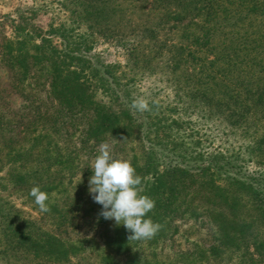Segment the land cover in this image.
Returning <instances> with one entry per match:
<instances>
[{
	"label": "trees",
	"instance_id": "trees-1",
	"mask_svg": "<svg viewBox=\"0 0 264 264\" xmlns=\"http://www.w3.org/2000/svg\"><path fill=\"white\" fill-rule=\"evenodd\" d=\"M166 1L169 5L183 6L187 15L202 11L193 0ZM65 2L61 3V8L69 12L74 23L85 25L87 32L77 35L74 28L62 23L50 25L49 33L43 34L29 28L23 14L16 18L0 16V26L9 22L13 32L12 36L4 37L1 62L8 68L14 88L26 91L28 80L37 78L40 72V78L49 81L53 101L52 111L46 103L32 107L29 126L34 127L35 135L30 133L28 144L22 146L23 138H16L14 121L16 117L22 120L23 113L11 110L12 107L3 103L4 98H0L3 103L0 105L3 111L0 114V171L8 165L6 175L0 180L23 191L32 203L30 190L39 186L49 197L46 203L50 210L42 214L49 215L54 223V229H45L39 220L26 217L24 210L1 197L0 264H35L37 260L52 264L70 262L73 255L83 254L87 244L93 246L95 242L70 237L68 229L83 217L90 218L83 224L89 222L94 230L100 229L105 250L100 257L102 263L210 264L206 260L213 258L228 264H264V186L256 177L230 171L234 167L228 161L222 162L224 152L221 151L208 153L206 157L199 153L194 162L186 160L187 153L180 154L181 160L173 161L169 157L171 160L162 165L164 157L177 153L176 147L171 149L158 133H152L151 128L161 130L162 125L155 123L147 132L143 130L146 123H152L148 120L149 112L145 119V112L139 113L131 107L133 99L126 93L128 83L119 82L114 65L101 66L103 64L89 54L95 35L112 38L110 26L115 1ZM156 2L161 4L163 0ZM170 13L168 19H172ZM179 17L181 14L174 16ZM202 34L205 38L208 33ZM200 37V33L194 34L195 45H202ZM180 56V52L175 54L171 61ZM206 76L198 83L200 87L206 85L205 89L198 88L201 92L198 98L209 106L229 110L230 116L237 117L234 122L247 120L251 115L259 120L258 114L264 115V78L255 83L246 82L247 86L241 87L216 76ZM99 90L102 98H98ZM24 98L25 102L29 99L26 95ZM134 132L141 143L143 161L140 163L135 154L130 162L143 178L142 194L155 201V208L146 218L163 225L158 234L147 241H129L130 233L123 225L116 226L112 220L98 218L102 206L93 201L86 182L92 172L90 163L81 169L80 184H73L78 169L84 164L83 157L87 160L97 156L103 142L114 150L121 149L124 155L112 151L113 155L126 159L127 147L134 149L135 141L130 139ZM146 138L149 145L145 144ZM256 140L264 154V134ZM167 149L171 150L168 154ZM53 194H60L62 200L51 201ZM197 199L203 200V205L195 204ZM80 213H84L83 216H79ZM198 213L208 217L215 227L213 243L207 249L201 246L193 252H182L175 262H153L158 246L178 233L177 219L185 221ZM145 246L154 251L149 250L145 255Z\"/></svg>",
	"mask_w": 264,
	"mask_h": 264
},
{
	"label": "rangeland",
	"instance_id": "rangeland-1",
	"mask_svg": "<svg viewBox=\"0 0 264 264\" xmlns=\"http://www.w3.org/2000/svg\"><path fill=\"white\" fill-rule=\"evenodd\" d=\"M65 1L0 0V16L16 18L23 14L30 25L29 28L38 29L43 34L49 33L50 25L64 23L74 28L75 34L82 35L87 32V27L74 23L69 12L61 8V3H66ZM114 1L115 11L110 26L113 30L112 38L95 35L89 54L97 59L99 64H103L101 66L114 65L119 82L128 83L126 93L130 98L143 96L150 101L151 118L147 119L152 123H146L143 130L147 132L155 123L157 126L162 125L161 130L151 128L152 133H158L171 149L176 147L178 153L164 157L162 165L171 160L169 157H172L173 161L181 160L180 154L187 153L186 160L194 162L199 153L206 157L208 153L221 151L224 152L222 162L228 161L234 167L230 171L256 177L264 186V154L263 149L256 143L257 137L264 134L263 113L260 114L262 116L258 114L259 120L251 115L242 122L236 120V123V116H230L229 110L221 111L217 106H209L198 98L201 93L198 88L206 87H200L198 83L206 78V75L216 76L219 80L241 87L247 86L246 82L255 83L259 78H264V71H261L264 65V0H193L195 6L202 11L188 15L183 6L169 5L166 0L161 4L156 2L157 0ZM169 13L172 19H168ZM176 14H181V17L174 18ZM202 32L208 33L205 38ZM195 33H200L199 41H202V45L193 43L196 42V38H193ZM5 35H13L9 22L0 26V98H4L3 103L12 107L11 110L23 113V119L16 117L14 124L17 125L16 138H23L21 145L24 146L28 144V136L34 128L29 126L32 107L41 102L46 103L52 111L53 101L50 97L49 81L45 77L40 78V72L37 78L31 77L32 79L28 80L26 91L19 92L14 88L8 68L1 62V45ZM179 52L180 58L171 61ZM101 93L99 90L98 98H102ZM24 95L29 98L27 102ZM153 101L156 103L152 104ZM3 103L0 102V105ZM2 113L0 108V114ZM38 127L41 128L40 123ZM32 134L35 135L34 132ZM131 136L132 142L135 141L132 146L134 149L127 147L129 151L124 157L130 161L136 154L142 163L141 143L135 132ZM149 143L146 138L145 144ZM112 151L124 155L121 149L115 148ZM170 151L167 149L166 154ZM95 156L87 158L88 161L83 157L84 164L78 169L73 184H80L83 178L81 169L88 167V163L92 171L91 163ZM7 169L8 165L0 171V177L6 175ZM92 175L93 172L86 177V182H89ZM1 197L8 198L24 210L26 217L39 220L38 223L45 229H54L49 215L37 210L23 191L9 187L8 183L2 180ZM58 200H62L60 194L51 196V201ZM203 202L197 199L194 203L203 205ZM83 214L80 213L79 216ZM82 219L74 221L75 225L68 229L70 237L94 239V245L87 244V250L83 254L73 255L71 261L66 264H106L100 261L101 253L105 251L100 229L94 230L89 222L83 224L90 218ZM176 223L179 227L178 233L158 246L156 257L152 256L153 262H175L180 253L193 252L201 246L207 249L213 243L215 227L208 217H202L198 213L185 221L178 218ZM149 250L144 247L145 255ZM207 259L210 264H228L219 262V259ZM122 260L123 258L119 257V261L123 262ZM34 263L52 264L45 260H37Z\"/></svg>",
	"mask_w": 264,
	"mask_h": 264
},
{
	"label": "clouds",
	"instance_id": "clouds-1",
	"mask_svg": "<svg viewBox=\"0 0 264 264\" xmlns=\"http://www.w3.org/2000/svg\"><path fill=\"white\" fill-rule=\"evenodd\" d=\"M156 102L153 101L152 104ZM131 107L139 113L152 110L150 101L143 96L133 99ZM91 163L93 175L89 178L88 192L93 201L102 206L98 218L123 225L130 233L128 240L147 241L154 238L163 225L146 218L155 208V201L142 194L143 178L131 162L113 155L112 146L103 142ZM30 196L41 212H48V194L39 186L30 190Z\"/></svg>",
	"mask_w": 264,
	"mask_h": 264
}]
</instances>
